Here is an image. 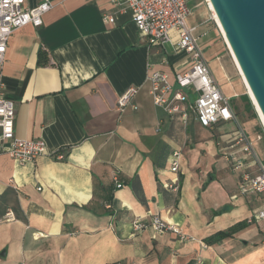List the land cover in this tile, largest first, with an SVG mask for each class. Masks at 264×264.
I'll use <instances>...</instances> for the list:
<instances>
[{
  "label": "crops",
  "instance_id": "0c3cea01",
  "mask_svg": "<svg viewBox=\"0 0 264 264\" xmlns=\"http://www.w3.org/2000/svg\"><path fill=\"white\" fill-rule=\"evenodd\" d=\"M186 3L232 122L202 127L190 117L184 125L153 104L147 76L160 71L174 84L190 55L176 47L174 32L170 43L148 45L130 10L113 0H54L40 26L10 36L0 95L14 102L15 136L41 138L64 158L19 164L0 155V264H264V221H248L264 196L239 192L242 174L258 165L235 140L243 133L264 161V127L212 11ZM129 86L138 92L120 112L117 97ZM233 156L246 167L235 168ZM173 180L176 190L165 187ZM7 210L15 220L2 219ZM154 214L186 237L131 229L134 218ZM240 221L239 231L204 242Z\"/></svg>",
  "mask_w": 264,
  "mask_h": 264
},
{
  "label": "built area",
  "instance_id": "2783aa9c",
  "mask_svg": "<svg viewBox=\"0 0 264 264\" xmlns=\"http://www.w3.org/2000/svg\"><path fill=\"white\" fill-rule=\"evenodd\" d=\"M113 2L122 4L130 10L140 38L146 39L148 45L164 46L172 41L174 32L176 47L190 55L188 67L183 72L175 74L174 84L170 82L167 74L160 71H153L147 76L149 93L155 106L162 108L170 116L179 114L184 125L188 123L190 117L202 127L235 120L230 98L221 92L211 75L198 44V37L194 34L195 27L187 23L190 11L186 0H113ZM53 4L54 0H0V70L10 36L26 25L40 26L44 14L53 8ZM113 20L111 15L103 16L106 23ZM138 89L136 86H129L119 94L116 105L120 112L132 107V100ZM14 119V102L0 95V155H7L19 164L33 162L39 156H50L57 160L64 158L60 152H50L41 138L16 137ZM235 140L237 144L242 143L241 151L244 155L258 165L256 174H242L239 192L264 196V161L258 158L254 142L243 133L239 132ZM179 158V151L171 154L169 162L172 172L178 170ZM231 159L235 168L246 167L242 158L237 159L233 156ZM114 181L117 187L121 186L116 178ZM165 187L176 190L177 180L165 184ZM2 219L13 221L15 216L11 210H7ZM253 219L264 221V205L248 221L251 222ZM130 225L134 232L151 227L155 233L171 231L181 238L186 237L179 226L159 214H154L147 222L134 218Z\"/></svg>",
  "mask_w": 264,
  "mask_h": 264
},
{
  "label": "water",
  "instance_id": "95a60500",
  "mask_svg": "<svg viewBox=\"0 0 264 264\" xmlns=\"http://www.w3.org/2000/svg\"><path fill=\"white\" fill-rule=\"evenodd\" d=\"M209 3L264 118V0H209Z\"/></svg>",
  "mask_w": 264,
  "mask_h": 264
},
{
  "label": "trees",
  "instance_id": "16d2710c",
  "mask_svg": "<svg viewBox=\"0 0 264 264\" xmlns=\"http://www.w3.org/2000/svg\"><path fill=\"white\" fill-rule=\"evenodd\" d=\"M41 56H42V53L39 54V62L40 63H44L42 60H41ZM246 225L245 221H240V222H237L233 225H231L230 227H228L226 230L224 231H218L216 233H213L209 236H207L206 238H204V242L206 244H214V243H217L219 241H221L222 239L232 235L233 233L239 231L240 229H242L244 226Z\"/></svg>",
  "mask_w": 264,
  "mask_h": 264
},
{
  "label": "bare ground",
  "instance_id": "6f19581e",
  "mask_svg": "<svg viewBox=\"0 0 264 264\" xmlns=\"http://www.w3.org/2000/svg\"><path fill=\"white\" fill-rule=\"evenodd\" d=\"M206 2H207L208 7L210 8V10L212 11V16H213V18H214V20H215V22H216V24H217V27H218L219 31L221 32V34H222L221 27H220L219 22H218V20H217L215 14H214L213 9H212V7H211V5H210V3H209V0H206ZM222 36H223V34H222ZM224 41H225V40H224ZM229 51H230V50H229ZM230 54H231V52H230ZM231 56H232V54H231ZM232 58H233V61H234L235 65H236V67L238 68V66H237V64H236V62H235L233 56H232ZM238 70H239V68H238ZM239 73H240V70H239ZM240 75H241V73H240ZM241 76H242V75H241ZM242 79H243V77H242ZM243 82H244V84H245V86H246V88H247V92H248V94H249V96H250V99L252 100V103H253V105H254V107H255V110H256V112H257V114H258V118H259L260 122L262 123V125H263V127H264V118H263V116H262V114H261V112H260V110H259V108H258V106H257V104H256V102H255V100H254V98H253V96H252V94H251L249 88L247 87V85H246L244 79H243Z\"/></svg>",
  "mask_w": 264,
  "mask_h": 264
},
{
  "label": "rangeland",
  "instance_id": "374dc122",
  "mask_svg": "<svg viewBox=\"0 0 264 264\" xmlns=\"http://www.w3.org/2000/svg\"><path fill=\"white\" fill-rule=\"evenodd\" d=\"M199 2H201V4L202 5H207V2H206V0H198ZM193 2H191V1H189V3H188V5L192 8V4ZM207 7H208V5H207ZM197 35H199V32H197ZM205 39H206V37H199V44H202L204 41H205ZM233 59V58H232ZM253 110H254V112H255V115H256V117L258 116L257 115V113H256V110H255V108H254V106H253ZM232 127V125L230 124H228V125H226V126H223L221 129H220V131H223V130H225V129H228V128H231Z\"/></svg>",
  "mask_w": 264,
  "mask_h": 264
}]
</instances>
